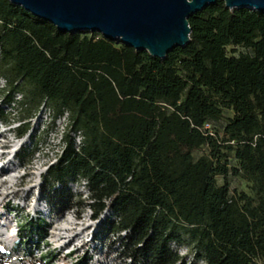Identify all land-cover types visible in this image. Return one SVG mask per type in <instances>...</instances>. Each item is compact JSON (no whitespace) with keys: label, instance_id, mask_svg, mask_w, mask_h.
I'll use <instances>...</instances> for the list:
<instances>
[{"label":"trees","instance_id":"16d2710c","mask_svg":"<svg viewBox=\"0 0 264 264\" xmlns=\"http://www.w3.org/2000/svg\"><path fill=\"white\" fill-rule=\"evenodd\" d=\"M189 24L190 44L156 59L101 33H62L0 0L4 98L13 105L28 89L27 101L45 100L56 119L70 113L45 183L70 208L80 197L72 185L87 182L84 208L94 220L109 210L100 233L128 232L121 252L133 264H264V13L219 0ZM20 123L24 139L32 123ZM231 176L250 193L232 190ZM25 228L48 235L41 220Z\"/></svg>","mask_w":264,"mask_h":264},{"label":"rangeland","instance_id":"374dc122","mask_svg":"<svg viewBox=\"0 0 264 264\" xmlns=\"http://www.w3.org/2000/svg\"><path fill=\"white\" fill-rule=\"evenodd\" d=\"M239 52L246 51L239 48L236 55ZM0 78V154H2L0 163L3 165V171L5 170L0 173V239L30 237V231L25 228L30 220L43 221L48 229L47 236L100 233L98 223L89 219L91 213L84 208L86 199L77 196L74 200L72 207L77 208L75 213H79V216L83 215V220L77 219L70 224L66 221V214L72 207L64 208L54 194V187L50 183H45L48 167L55 163L60 153L54 108L45 100L28 102V89H24L17 96L15 104L8 105L4 91L8 90L9 82L6 77L0 76ZM22 104H25L24 107ZM231 116V113L225 112V119L217 124L219 133H222L223 126ZM24 118L30 119L32 130L24 139H18L14 129ZM207 152L208 149L205 148L196 152L195 156L198 158ZM229 178L232 190L250 193L252 184L246 179L240 176ZM224 182L225 179H220L221 185ZM56 188L60 189L59 185ZM72 192L74 194L79 192L74 185ZM81 199L83 203L79 202ZM63 227L69 228V231H62ZM180 252L182 255H187L188 260L192 262V256L186 248H181ZM107 258L108 260L104 259L105 264H130L123 258L119 260L113 258V255H108ZM34 262L33 259L25 256L20 261H14L13 264H34ZM38 264L45 263L38 261Z\"/></svg>","mask_w":264,"mask_h":264},{"label":"water","instance_id":"95a60500","mask_svg":"<svg viewBox=\"0 0 264 264\" xmlns=\"http://www.w3.org/2000/svg\"><path fill=\"white\" fill-rule=\"evenodd\" d=\"M62 33H101L156 59L190 44L189 18L219 0H8ZM229 10L264 13V0H224Z\"/></svg>","mask_w":264,"mask_h":264},{"label":"built area","instance_id":"2783aa9c","mask_svg":"<svg viewBox=\"0 0 264 264\" xmlns=\"http://www.w3.org/2000/svg\"><path fill=\"white\" fill-rule=\"evenodd\" d=\"M1 54V51H0ZM1 56V55H0ZM55 129L57 136L59 137V154L55 163L63 155L64 150L67 147L66 136L71 130L70 113L65 112L59 116L56 120ZM205 130L212 132L211 124L205 126ZM75 138V147L78 151L79 146L83 142V136L81 133H71ZM213 134V133H211ZM49 166V167H50ZM48 167V168H49ZM74 186L78 188L76 194L80 195L83 199H86V203H92L91 197H89L88 183L82 181L81 183H74ZM109 204V201H108ZM77 208L67 211L66 221L73 224L74 221L83 220V215L79 216V213H75ZM89 213V219L98 223L99 232L101 226L107 217L110 216V212L106 209L103 215L98 220L92 218L90 209L87 208ZM81 217V218H80ZM67 229V227H66ZM69 229V228H68ZM69 231V230H68ZM128 232H122L120 234L115 233H88V234H73V235H58V236H42V237H27V238H12V239H0V264H13L14 261H20L23 257H29L33 259L34 264L44 262L45 264H78L85 261L88 258L87 264H105V260L108 255H113V258L119 260V258L125 259L127 263L133 264L130 258L124 256L121 252L120 237H127ZM102 257L100 258L99 257ZM14 259V260H13ZM101 261H99V260ZM30 264V263H29Z\"/></svg>","mask_w":264,"mask_h":264},{"label":"bare ground","instance_id":"6f19581e","mask_svg":"<svg viewBox=\"0 0 264 264\" xmlns=\"http://www.w3.org/2000/svg\"><path fill=\"white\" fill-rule=\"evenodd\" d=\"M0 157H2V154H0ZM2 166H3V165H2ZM6 169H7V168H6ZM2 171H3V169H2ZM6 171H7V170H6ZM3 172H5V170H4ZM12 182H13V184H14V181H12ZM2 184H3V183H2ZM13 186H15V185H13ZM12 188H13V187H12ZM0 195H1V193H0ZM111 216H112V215H111ZM111 216H110V217H111ZM63 228H64V227H63ZM63 228H61V229H62V231H64V230H65V231H67V232H68V229H66V228H64V229H63ZM60 235H61V234H60Z\"/></svg>","mask_w":264,"mask_h":264}]
</instances>
